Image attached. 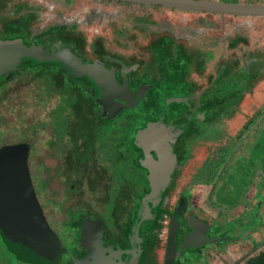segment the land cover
Wrapping results in <instances>:
<instances>
[{
    "label": "flooded vegetation",
    "instance_id": "flooded-vegetation-1",
    "mask_svg": "<svg viewBox=\"0 0 264 264\" xmlns=\"http://www.w3.org/2000/svg\"><path fill=\"white\" fill-rule=\"evenodd\" d=\"M4 3L0 0V41L19 39L25 46H41L49 53L56 46L67 48L83 64L109 70L120 88L132 94L143 89L145 95L133 106L150 98L152 115L144 123L155 129L161 126L163 137L154 130L153 139L163 152H170L169 167L160 181L153 180L158 192L146 201L148 213L144 214L141 201L151 187L149 171L140 161L147 157L157 161L158 148L144 152L135 146L127 159L136 160L139 166L119 165L124 149L109 147L106 131L77 132L84 109L89 118L97 119L91 128L100 127L98 121L107 123L101 118L99 90L89 77L75 76L73 70L50 63L48 70L57 78L50 88L61 91L66 87L73 95L71 108L56 119L53 113L60 100L53 94L57 101L49 112L51 138L45 147L60 164L49 169L67 177L78 148L80 164L85 160L91 172L89 184L100 192L81 199L75 187L86 188L88 180L70 175L73 182L66 179L71 195L67 198L79 201L64 210H48L47 204L57 209L56 203L67 199L55 201L43 180L39 185V170L48 169L39 160L29 164L33 143L26 138L0 145H25L32 190L62 250L39 264H234L264 242V21L260 34L254 35L247 22L237 25V21L223 19L240 17L216 14L198 13L217 17L213 22L190 17L174 24L155 21L150 15L148 19L117 20L113 47H108L101 36L86 40L70 33L78 25L95 24L100 30L112 27L103 14L90 11L81 18L73 16L68 23L53 16V22L39 30V6L10 0L3 18ZM51 27H60L71 37L68 45L58 41L57 33L51 41L39 43V33ZM40 83L39 64L30 59L0 80L5 89L29 87L38 94L40 87L49 96L44 81ZM160 92L162 98L155 94ZM162 104L165 111L161 113L158 106ZM55 120L66 129L53 131ZM98 201L99 206L95 205ZM20 257L3 242L0 231V264H38ZM257 257L264 258V244L237 264H248Z\"/></svg>",
    "mask_w": 264,
    "mask_h": 264
},
{
    "label": "water",
    "instance_id": "water-1",
    "mask_svg": "<svg viewBox=\"0 0 264 264\" xmlns=\"http://www.w3.org/2000/svg\"><path fill=\"white\" fill-rule=\"evenodd\" d=\"M109 3H127L135 6L160 7L182 12L216 14L240 18H264V4L231 3L209 0H92ZM39 63H57L75 72V76H87L99 90L101 118L109 121L122 110L132 107L144 95L139 89L132 94L122 89L115 82L112 73L97 64H83L67 48L47 53L41 46H25L19 39L0 41V80H6L15 73L24 60ZM133 97H136L135 99ZM156 130L163 137V129L147 124L134 135V145L144 152L149 148H158V160L150 158L140 161V166L149 171L151 191L142 199V212L148 213V199L157 195L158 186L164 172L169 167L166 153L157 146L152 136ZM136 141L138 144H136ZM26 147L24 144L0 147V231L3 242L14 251H18L22 260L38 263L50 261L61 248L51 230L48 228L41 209L32 190L26 166ZM159 172V176H155ZM96 226H98L96 224ZM264 242L241 256L234 264L254 253ZM17 250H16V249ZM24 254L28 257H25Z\"/></svg>",
    "mask_w": 264,
    "mask_h": 264
},
{
    "label": "rangeland",
    "instance_id": "rangeland-1",
    "mask_svg": "<svg viewBox=\"0 0 264 264\" xmlns=\"http://www.w3.org/2000/svg\"><path fill=\"white\" fill-rule=\"evenodd\" d=\"M22 6L32 7L33 5L39 6V30L43 26L50 25L53 20L51 18L57 17L62 19L65 23L71 21L73 16L81 18L83 15H86L88 12L93 14H103L105 19L111 24L112 27H102L98 29L95 24L91 25H81L72 29L70 33H75V35L84 36L85 39L91 38L95 35L101 36L108 47H113V39L116 36L117 20H135V19H148L150 15L153 20L164 19L168 22L177 24L180 22L187 21L190 17H201L204 19V22H213L217 19L215 16H203L196 14H186L182 11H174L167 13L166 11L161 10L162 13H154L152 9L145 8L139 9L136 6L125 7L122 5H101L99 3H94L89 0H73L70 3H65L64 0H19ZM211 1H221V0H211ZM231 3H246V4H264V0H230ZM10 0H5L2 16L4 18L6 8ZM64 3L68 6H65ZM145 16V18L143 17ZM75 18V17H74ZM187 19V20H186ZM193 18L191 21H194ZM224 20L237 21V25H242L243 22H247L249 26L253 28L250 29L253 31L254 35L260 34L261 26L263 21L261 18H232L225 17ZM47 20V23L42 25L43 22ZM190 22V21H189ZM107 23V24H108ZM115 24V25H114ZM109 26V25H108ZM75 31V32H74ZM101 31V32H98ZM98 32V33H97ZM114 49V48H113ZM41 83L39 82V86ZM29 88V87H28ZM28 88L17 89L16 87L10 86L4 89L3 92H0V145L1 144H10L18 142L21 140L29 139L33 143L32 156L30 157L29 164H34L36 162L45 165L48 170L41 171L39 170V185H42V180L45 182L47 189L50 191L49 195L54 196L55 201H59V198H66L67 200H62L57 202V209H51L50 205H46L48 210L60 211L64 210L68 205H74L75 202H78L79 199L72 197L68 199V196H71L68 193L69 183L67 178L62 175L61 172L56 170H51L52 165L60 164V159L53 157L49 150L45 147L47 141L51 138L49 135V112L50 109L55 105L57 99L52 95L50 98L46 96L39 87V93L29 91ZM39 97V102H38ZM48 97V98H47ZM37 124L39 125L38 127ZM35 132L34 136L27 135L26 133ZM49 138V139H48ZM32 167V166H31ZM32 176L35 175V172L30 171ZM85 187L82 186L81 189ZM83 195L81 199H86L88 194L82 192ZM41 195L46 196V193ZM80 199V200H81Z\"/></svg>",
    "mask_w": 264,
    "mask_h": 264
},
{
    "label": "trees",
    "instance_id": "trees-1",
    "mask_svg": "<svg viewBox=\"0 0 264 264\" xmlns=\"http://www.w3.org/2000/svg\"><path fill=\"white\" fill-rule=\"evenodd\" d=\"M66 3H70L73 0H65ZM211 1V0H209ZM222 2H229L230 0H221ZM101 4H107V2H99ZM118 5H122V6H126V7H133L134 5L132 4H127V3H119ZM140 8H147V7H143V6H139ZM151 9L154 10H162V8L160 7H151ZM62 28L58 27H51L48 28V30H46V32H42L39 33V43H41L43 40H48L51 41L53 39V35L54 33H57V38L58 41L62 42L64 45H68V42L71 40V37L62 32ZM80 36V35H79ZM55 51V50H54ZM53 51V52H54ZM47 52V51H46ZM49 53V52H47ZM52 53V52H50ZM48 65H50V63H39V82L44 81V83L46 84V93L49 95V98L53 95V94H57L60 100V103L57 104V113H53L54 117L56 119H58V117L62 116V112L65 111L68 108H71V103H70V98L72 97L73 93L72 91L68 90L66 87L62 88L61 91H58L57 88L53 87L50 88L52 86V84L55 83V80H57V78L55 77V75L53 73H51L48 70ZM5 88H3V85L0 84V92H3ZM155 94H159L162 98L163 93H155ZM154 94V95H155ZM150 100L146 98L145 101H142L140 106H132L130 108L127 109H122L117 116H115V118L107 121L106 124L101 123L100 121H98V124H100V127L98 125V128H91L90 125H94L97 123V119L94 118H89L87 111L84 109L82 110V112L80 113V118L82 119L79 122V128L77 130V132L79 133H89V132H95V131H106L109 136H108V141H109V147H112L114 149L122 147L124 149V152L122 153L123 158L121 161L117 162L119 165L123 164V165H128V164H132L135 166H139L138 162L136 160H128L127 157L132 155V149L135 148L134 145V134L143 129L146 126V123H144L149 117H151L152 113L149 107V104L147 103ZM54 108V107H53ZM53 108L50 111H53ZM158 110H160V112H164L165 111V106L159 105L158 106ZM52 116V114H51ZM93 117V116H92ZM65 125L63 124V122H61L60 124L58 123V120H55L53 123V131H64ZM118 142V143H117ZM78 147V145H77ZM117 153H114V156ZM118 155V154H117ZM74 156L76 159L75 162V166L73 169H70L66 172L67 174V178H70L68 176L70 175H78L79 179H87L88 180V185L86 186V188L81 189L80 187H75V189H78L82 192H86V194H95L100 192L99 187L95 186V184L91 183L89 184V181L91 180L90 175V169L87 167L86 165V161L84 160L82 162V164H80L79 162V157L81 156L80 152L78 151V148L75 149L74 152ZM120 156V155H118ZM111 163V162H110ZM108 172H110V168H108ZM68 181H70V183H72L73 181H71L70 179H67ZM68 190L70 191V189L68 188ZM95 205H100V202L98 201V203H96ZM138 205V203L136 204V206ZM86 206H89L86 204ZM94 206V204H93ZM100 210V209H98ZM110 210H108L109 212ZM100 212V211H99ZM248 264H264V258L262 257H257L254 258L252 260L249 261Z\"/></svg>",
    "mask_w": 264,
    "mask_h": 264
}]
</instances>
